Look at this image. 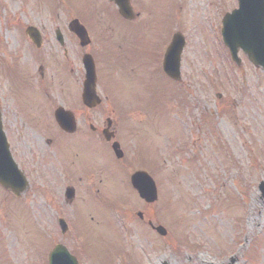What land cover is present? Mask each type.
<instances>
[{"label":"rangeland","instance_id":"rangeland-1","mask_svg":"<svg viewBox=\"0 0 264 264\" xmlns=\"http://www.w3.org/2000/svg\"><path fill=\"white\" fill-rule=\"evenodd\" d=\"M106 1L0 0V55L25 51L24 59L30 57L20 43L27 24L45 26L48 36L60 26L69 57L65 72L58 60L57 68H50L54 74L58 70L53 98L77 109L84 79L81 55L90 52L103 98L98 111L113 119L124 116L116 103L121 98L135 102L137 116L154 119L157 129L147 130L145 150L151 154L159 199L141 201L119 177L106 182L102 200H54L48 187H40L47 188L42 194L28 189L15 199L0 187V264H48L51 231L57 240L63 238L57 225L60 202L77 229L78 244L65 242L73 251L86 249L84 264H264V197L258 189L264 180V71L242 51L237 66L223 46V19L237 0H131L141 14L132 23H122L112 13L115 5ZM74 17L92 38L85 48L68 30ZM176 30L187 39L178 85L160 70ZM123 36L128 44L117 48ZM132 42L139 43L142 54H131ZM54 43L46 54L64 60ZM125 46L129 57L114 65ZM13 68L20 73V66ZM9 81L0 69V101L11 117L9 129L30 132L7 98ZM170 88L184 90L180 97L189 104L184 108L180 98L183 112ZM36 95L42 102L43 96ZM16 141L21 150L28 148L19 137ZM122 196L127 200H115ZM139 210L146 219L137 216ZM149 219L165 226L167 235L152 229Z\"/></svg>","mask_w":264,"mask_h":264},{"label":"flooded vegetation","instance_id":"flooded-vegetation-1","mask_svg":"<svg viewBox=\"0 0 264 264\" xmlns=\"http://www.w3.org/2000/svg\"><path fill=\"white\" fill-rule=\"evenodd\" d=\"M132 22L134 21L129 23ZM30 25L40 30V45L35 43L36 39L33 40L26 35V29ZM57 27L54 28V36H48L50 32L46 31L45 26L27 24L23 27L20 43L23 45L22 49L30 53V57L24 59L25 51L22 54L15 51L12 55L6 52L0 55V69L5 77H10L7 98L14 103L17 119L23 121L25 128L30 132L22 128L23 124H21L20 135L18 131L20 127L16 128L17 131L9 129L8 122L11 121V117L7 115L0 101L1 119L8 139L10 137L12 156L27 182V189L38 188L39 192L43 193L47 188L40 187H48L52 191L54 200H102L100 192L102 188L104 190L106 182L116 183L115 180L119 177V182L129 186V177L133 172L141 169L151 171L153 161L148 158V150H145L148 146L146 134H149L147 130L152 128L154 131L157 127L154 129L152 126L154 119L136 115L133 111L135 102L124 101L121 98L116 103L121 109H125L124 116H118L115 119L105 116L101 110L98 111L100 105L94 108L81 106L73 109L75 107L71 106V103L56 102L53 93H55L54 81L58 70L55 69L54 74L50 68H57L59 61L65 72L69 57L67 36L61 30L63 33L61 41L56 36ZM51 41H54L56 49L62 52L64 60L53 56L51 58L46 54L47 46L52 48ZM132 44V50L137 52L131 54H142L138 52L139 43L135 46L133 42ZM125 48L123 53L118 55L121 56L118 60L122 63L114 59L112 61L114 65L121 66L125 62L124 58L129 57L127 53L129 47L125 46ZM19 66L21 69L17 74L13 67ZM36 94L43 96L42 102ZM61 106L75 114V131L67 132L58 125L55 114ZM160 131L162 133L161 129ZM18 137L26 143L28 147L26 150H21L22 143L16 141ZM115 142L120 144L125 153L121 159L115 156L113 150ZM55 190L56 192H53ZM74 232L77 230L71 228L61 231L63 238L62 240L54 239V245L62 242L73 253L72 247L66 242L68 239L72 242ZM77 257L80 260L79 253ZM80 264H83L81 260Z\"/></svg>","mask_w":264,"mask_h":264},{"label":"water","instance_id":"water-1","mask_svg":"<svg viewBox=\"0 0 264 264\" xmlns=\"http://www.w3.org/2000/svg\"><path fill=\"white\" fill-rule=\"evenodd\" d=\"M114 1L119 6V11L123 16L127 18L134 16L129 0ZM70 27L80 38L82 45L90 42L86 28L78 19H74ZM30 30V36L34 37L38 43V35ZM222 33L226 45L230 48L233 59L238 64L241 62L238 56L239 48H241L255 65L261 66L264 69V0H239V7L225 16ZM184 45V36L180 33L175 34L165 55L164 70L176 79L181 76L180 60ZM83 62L86 68L83 100L87 105L93 106L100 102V98L96 93L95 63L90 54L84 55ZM57 119L65 129L71 130L73 128V119L71 116H65L61 112H57ZM118 148V143H115L114 149L118 157H121L123 152ZM17 170V166L11 158L8 143L0 122V183L14 191L17 195H20L21 191L24 190V186ZM132 182L140 195L148 202H153L158 198L157 186L149 175L146 176L142 173H137L133 175ZM260 190L264 197V181L260 183ZM138 215L143 217L142 212H139ZM155 228L160 234H167V229L164 226L158 225ZM68 257L66 259L61 256L59 250L56 249L51 254L50 264H78L75 257Z\"/></svg>","mask_w":264,"mask_h":264}]
</instances>
